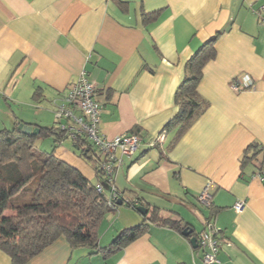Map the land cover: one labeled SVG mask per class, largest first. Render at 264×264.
<instances>
[{
    "label": "crops",
    "instance_id": "1",
    "mask_svg": "<svg viewBox=\"0 0 264 264\" xmlns=\"http://www.w3.org/2000/svg\"><path fill=\"white\" fill-rule=\"evenodd\" d=\"M262 17L264 0H0V129L19 122L51 126L54 100L84 74L95 86L107 137L136 130L142 138L122 155L115 185L169 219L147 221L138 237L106 255L59 236L24 264H202L190 236L206 221L221 240L215 264H264ZM216 32L215 55L197 85L204 110L181 131L165 127L177 111L174 95L186 61ZM239 75L253 84L234 92L229 83ZM54 153L98 181L71 141ZM205 186L209 206L198 201ZM236 200L244 203L240 211ZM196 211L203 214L199 227L187 217ZM143 214L127 205L108 211L99 245ZM184 227L191 234H182ZM0 264H11L2 250Z\"/></svg>",
    "mask_w": 264,
    "mask_h": 264
},
{
    "label": "trees",
    "instance_id": "2",
    "mask_svg": "<svg viewBox=\"0 0 264 264\" xmlns=\"http://www.w3.org/2000/svg\"><path fill=\"white\" fill-rule=\"evenodd\" d=\"M141 15L144 19L146 13ZM218 34L216 32L202 42L186 61L184 76L174 95L177 111L165 127L177 125L181 131L204 110L206 102L199 96L197 85L203 65L215 55L214 43ZM33 95L39 100L38 90ZM58 123L55 118L51 126L34 124L39 127L37 134L23 132L17 126L0 129V250L8 255L11 264H24L59 236H64L71 246H87L106 255L138 237L145 230L147 221L161 218L157 208L139 202L138 205L146 210L141 221L122 227L107 245L100 246L98 229L104 215L121 205L133 208L138 205L125 196L113 180L120 195L113 200L114 205L107 204L103 184L107 182L110 187V181L101 172L99 150L81 134L71 138ZM129 132L139 134L136 130ZM38 137L52 138L50 150L35 145ZM66 138L75 152L92 161L98 176L96 183L55 155L56 145ZM255 148L253 144L248 147ZM32 182L34 186L29 190ZM97 186H100L99 190ZM170 224L179 227L177 222Z\"/></svg>",
    "mask_w": 264,
    "mask_h": 264
},
{
    "label": "built area",
    "instance_id": "3",
    "mask_svg": "<svg viewBox=\"0 0 264 264\" xmlns=\"http://www.w3.org/2000/svg\"><path fill=\"white\" fill-rule=\"evenodd\" d=\"M264 21V17H262ZM253 79L249 75H239L233 78L229 86L232 91L239 92L251 87ZM95 86L87 80L84 74L67 86L66 93L59 100H54V116L59 120L61 129L68 132V136L74 138L77 134L83 135L92 146L100 152L99 166L102 174L110 181L107 191V204L114 205L113 200L119 197V191L114 186L113 174L115 168L122 162L123 154L133 153L140 145L142 138L140 134L123 132L108 138L100 129L99 104L94 99ZM264 161L259 168L258 176L264 180ZM100 189V186H97ZM198 201L203 206L211 203V194L205 186L198 194ZM244 206L242 200H236L233 207L240 211ZM218 229L210 221L197 235V247L201 249V263L215 264L218 262L217 252L220 245Z\"/></svg>",
    "mask_w": 264,
    "mask_h": 264
},
{
    "label": "rangeland",
    "instance_id": "4",
    "mask_svg": "<svg viewBox=\"0 0 264 264\" xmlns=\"http://www.w3.org/2000/svg\"><path fill=\"white\" fill-rule=\"evenodd\" d=\"M54 114V113H53ZM54 119H55V116L53 115ZM37 140V141H36ZM41 141V146L39 148H42V149H47V150H50L52 144H53V141H52V138L51 137H38L35 139V142L38 144V142ZM62 142L66 143L67 146L69 147V139H64ZM35 143V145H36ZM37 146V145H36ZM74 150V149H73ZM77 153V152H76ZM77 156L78 157H81V159L83 161H86L87 163H89V166L92 167V161L90 159H87V158H83L82 156H80L78 153H77ZM69 158V156H68ZM70 159V158H69ZM87 165V164H86ZM34 182V181H33ZM30 183L29 185V190L33 188L34 184ZM104 186V184H103ZM197 212V213H196ZM194 212L195 213V216L193 215H189L187 214V217H190L192 219V222L195 224L196 227H199V224H200V219L199 217L201 218L203 216V214L199 211H196ZM198 217V218H197ZM197 218V219H196ZM201 225V224H200ZM200 249V248H198ZM201 250V249H200Z\"/></svg>",
    "mask_w": 264,
    "mask_h": 264
},
{
    "label": "water",
    "instance_id": "5",
    "mask_svg": "<svg viewBox=\"0 0 264 264\" xmlns=\"http://www.w3.org/2000/svg\"><path fill=\"white\" fill-rule=\"evenodd\" d=\"M17 127L22 130L23 132H32L33 134H37L38 131H39V127L38 126H32L31 124H26V123H23V122H19ZM138 210H141L143 213L146 212L145 208H143L142 206H139L138 207ZM192 230L191 229H188L186 227L183 228L182 230V234L184 235H189L191 234ZM190 242H191V245L193 247H196L197 246V236L196 235H191L190 236Z\"/></svg>",
    "mask_w": 264,
    "mask_h": 264
}]
</instances>
